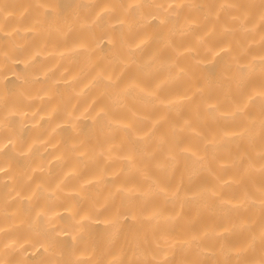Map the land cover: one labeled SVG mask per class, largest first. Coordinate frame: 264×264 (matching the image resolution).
Segmentation results:
<instances>
[{
  "label": "bare ground",
  "instance_id": "obj_1",
  "mask_svg": "<svg viewBox=\"0 0 264 264\" xmlns=\"http://www.w3.org/2000/svg\"><path fill=\"white\" fill-rule=\"evenodd\" d=\"M0 264H264V0H0Z\"/></svg>",
  "mask_w": 264,
  "mask_h": 264
}]
</instances>
